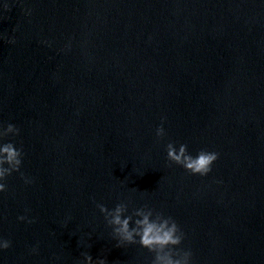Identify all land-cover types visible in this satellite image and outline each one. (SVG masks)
<instances>
[{
	"label": "water",
	"instance_id": "water-1",
	"mask_svg": "<svg viewBox=\"0 0 264 264\" xmlns=\"http://www.w3.org/2000/svg\"><path fill=\"white\" fill-rule=\"evenodd\" d=\"M0 36V123L23 151L0 264H151L116 246L96 205L118 203L172 217L190 264H264V0H0ZM169 142L218 158L193 175Z\"/></svg>",
	"mask_w": 264,
	"mask_h": 264
},
{
	"label": "clouds",
	"instance_id": "clouds-1",
	"mask_svg": "<svg viewBox=\"0 0 264 264\" xmlns=\"http://www.w3.org/2000/svg\"><path fill=\"white\" fill-rule=\"evenodd\" d=\"M4 8L7 9L8 5L5 4ZM26 14H30V10ZM0 38L3 37L0 36ZM8 42L14 41L9 40ZM18 134L19 128L15 125L8 123L5 126L0 123V192L6 190V178L20 170L23 151L17 148L11 140L6 142V138ZM155 134L158 139L165 135L162 124L156 128ZM165 150L167 161L182 166L185 171L193 175H207L211 171V165L218 158V153L206 150L199 151L193 157L187 152L186 144H180L177 149L172 142H169ZM21 177L24 178L23 173ZM24 180L25 183H30L27 178ZM96 206L104 214L107 225L112 227V235L117 240V247L124 244H139L153 254L151 264H190L192 253L178 247L184 239V233L172 217L154 212L147 206L135 209L131 215H124L127 212L125 203H118L111 210L103 204ZM18 219L24 220L25 217L20 216ZM8 247H10V241L0 240V249ZM82 255L84 256L83 264H105L104 259H97L93 262L91 255L86 253Z\"/></svg>",
	"mask_w": 264,
	"mask_h": 264
}]
</instances>
